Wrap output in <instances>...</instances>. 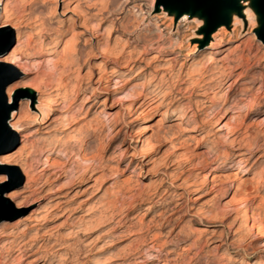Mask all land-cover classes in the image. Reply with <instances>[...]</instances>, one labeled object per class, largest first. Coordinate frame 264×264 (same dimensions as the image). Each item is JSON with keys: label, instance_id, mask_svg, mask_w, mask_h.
Instances as JSON below:
<instances>
[{"label": "rangeland", "instance_id": "374dc122", "mask_svg": "<svg viewBox=\"0 0 264 264\" xmlns=\"http://www.w3.org/2000/svg\"><path fill=\"white\" fill-rule=\"evenodd\" d=\"M42 1L9 0L13 17L17 16L23 25L28 23L20 32L29 43L24 57L36 60L33 67H29L30 75L26 78L41 92L34 100L39 97L46 100L59 79L63 83L68 81V88L75 84L71 81L75 78L71 74L74 67L63 73L53 71L46 56L60 34L63 42L71 39V34L62 32L66 26L64 21L70 16L65 13L66 8L59 0ZM76 4L89 18L88 32L78 38L79 47L82 49L85 39L90 37L92 23L100 21L103 27H114L113 40L116 37L117 52L125 51L126 56V51L135 47L133 58L138 60L130 71L129 68L124 69L128 74L119 78L118 82L123 83L128 77L134 79L133 82L142 80L149 87L148 91H153V85L162 77L164 83L159 95L163 96L156 104L157 109L132 121L129 128L113 140L114 133L108 131V123L114 121L117 113H121L125 122L134 116L125 114L121 106L114 104L120 92L103 90L106 86L109 89L113 87L109 82L114 67L112 59L104 60L95 48L88 47L80 52V58L87 60L83 75L94 63L102 61L110 73L102 84L95 83L97 75L90 80L82 79L78 101L92 91L98 97L96 105L105 101L104 118H100L102 126L99 124L105 129L94 134L87 130L79 134L55 130L43 134L45 130L41 129L40 122L35 123V119L37 114L40 116L41 111L46 110L47 105L40 106V110L35 109L33 100L27 102L26 92H13L8 103L7 90L13 85H21L24 80L19 74H12L11 67L0 65V91L5 101L0 108V158L7 156L33 166L36 179L34 188L38 187V193L20 194L25 191V178L17 168L6 167L7 171H4V167L0 166V178L5 180L0 184L2 257H8L11 248H18L20 242L33 239L38 234L36 242L30 244L29 251H24L21 257L14 254L13 257L16 256L18 260L9 264L264 263V238H258L256 231L264 234V40L260 37L261 34L264 37V30L262 32V19L253 6V0H239L238 10L233 8L229 20L208 34L205 33L204 16L176 15L173 9L163 5L162 0H73L68 7ZM41 23L44 30L36 32V27ZM220 28H223L224 34L217 39H222L221 45L225 50L218 54L206 52L205 58H199L200 54L191 55L194 48L201 50L208 42H214L213 37ZM15 38V31L0 34V57L14 49ZM62 47L63 43L55 46V49L61 51ZM140 52L143 55L139 57ZM59 57L55 56L54 61ZM197 59L204 62L203 66H199L201 72H198L203 77L194 76V83H191L186 72ZM207 59H212L210 67ZM205 66L209 72H203ZM220 66L224 67V76L216 79V90L206 91V83L213 75L211 73ZM233 81H236L233 89L226 92ZM261 82L262 87L258 89ZM243 89L246 92H242ZM202 91H206L205 94L202 95ZM257 91L260 99L253 103V95ZM147 97L152 98V94ZM240 106L242 110L235 124L238 127L223 133L221 123L233 122L229 117L233 109ZM97 109L98 106L94 107L80 125L92 122ZM183 113L188 120L183 125H177ZM247 113L249 116L246 117ZM64 114L54 113L50 121H54L53 125L56 126ZM194 114L197 120L189 124L190 116ZM213 114L215 116L212 117ZM83 115L75 114L74 117L79 120ZM148 115H151V119L145 122ZM199 120L209 124L196 134L207 135L209 139L207 144L200 147V151L206 152L209 146H212V151L201 159H193L188 154V162L178 163L172 155L170 140L175 144L185 141L187 129L198 124ZM11 122L22 123L18 134L9 127ZM144 127L150 128L151 132L160 130V136L167 139L166 143L163 140L160 143L152 142L157 147L152 156L153 162L149 164L137 162L131 156L147 147L135 142L136 133L151 134L143 132ZM35 130L38 133L31 134ZM26 131H29L26 144L31 152L34 151L31 156L18 154L23 145L19 143V136ZM232 139L240 146L229 145L228 141ZM194 147L193 142L188 143L189 150ZM41 150H46V156L56 157L60 167L65 169L63 178L53 182L55 177H52L45 182L39 177L37 173L41 164L37 163L38 157L33 158L32 155H39ZM165 154L168 156L165 157ZM214 158L218 161L208 166ZM133 161L132 167L127 169V165ZM240 161L244 167L252 170L249 175L243 176L238 172L237 164ZM32 162L36 163L33 165ZM220 167L223 170H219ZM123 170L126 171L122 174ZM138 171L140 176L136 175ZM260 176L263 180L257 192H254L253 187ZM94 179L96 182H93ZM211 179L217 188L193 205L191 199L196 193H189L187 185L191 182L197 186L204 185L203 194L210 191L213 185ZM128 180V185L123 183ZM240 181L245 182L247 192L233 196L234 185ZM56 187L62 192L54 200L47 192ZM178 187H183L185 193L180 199L179 208L174 209L177 203L175 195L182 192ZM5 194L16 197L8 200L4 198ZM86 198H91L87 205L92 212L89 214V224L84 226L79 219L85 215V206L79 207V203ZM59 202L64 205L61 204L55 218L48 217L45 210ZM16 205L21 208L16 209ZM199 212H204V216H200ZM121 217L123 219L117 225L115 222ZM252 218L256 219L253 229ZM62 222L65 224L60 226ZM117 232H121L120 235L112 238ZM212 245L220 246V251L210 252ZM35 251L38 253L34 254Z\"/></svg>", "mask_w": 264, "mask_h": 264}, {"label": "bare ground", "instance_id": "6f19581e", "mask_svg": "<svg viewBox=\"0 0 264 264\" xmlns=\"http://www.w3.org/2000/svg\"><path fill=\"white\" fill-rule=\"evenodd\" d=\"M238 1L239 0H234L237 9H238V6H237ZM44 2H45V0L42 1V3H44ZM59 3L63 4V7L66 8L65 13L69 14V16H70L68 18L65 17L66 19H65L64 22H65L66 26L64 27L62 32L71 34V39L68 38L69 40L67 39L68 40L67 42H63L61 40L62 34H60L55 39L54 47L49 51V53L46 56L48 58L47 61L51 63V69L53 71H58L59 70L60 72L63 73L66 70L70 71V69L72 67H74L71 74H74L75 78L72 79L71 81H74L75 84H72L73 86L71 88L70 87L68 88L66 86L68 81H66V83H63L61 81V79H59V80L57 79L58 81H56L57 83L55 85V88H52V91L49 92L50 94L48 95V98L46 100H44L43 97L41 98L39 96H38L39 98L34 100V97H37V95H40L41 92H39L38 89L34 88L32 86V83L28 82L26 80V78H27V76L30 75V73L28 72L29 69H30L29 67L32 68L33 67L32 65L35 64L36 60H29V59L24 57L25 56L24 55V51H25L26 48H28L29 43L26 42L28 39L27 40L24 39L22 37V32H20L21 28H23L26 25H28V23L27 24L25 23V25H23L16 18L17 16L13 17V12L14 11L12 12L11 9H10L9 0H1L0 1V6H1V8H0V19H3V21L0 22V34H10V33H12V31L16 32V38H15L16 44L14 45V49L9 54H7L6 56L0 57V65H7V66L11 67V72H12V69H13L12 74H17V75L19 74V77L24 80V82L21 85H13L12 87H10L7 90V94H8L7 96H8V101H9L8 103H10V101H11V96H12L13 92H16V93L26 92L27 93V102H29L30 100H33L34 101L33 107L35 109L40 110L41 109L40 106L47 105L46 110L41 111V115L40 116L37 114V117L35 119V123L37 121L40 122V124L42 126L41 129L45 130V131H43L44 132L43 134H49L50 132H52L54 130L58 131V132H68V134H79L82 130H87L88 132H90V134L101 132L102 130L105 129V128L101 127L102 123L100 122V120H101L100 118L103 117V113H104L103 112V107H104V102L105 101H103L101 103H98L96 105V99L98 97H97V94L94 93L93 91H92V93L90 95L84 96V98L80 102L78 101L79 91H80V88H81V84L83 83L82 79L85 78L86 80H90V78L92 76L97 75L95 83L96 84H102L103 81L106 79L108 73H110L108 71V68L106 67L105 62L102 61V62L94 63L90 67V70L86 74L83 75L84 67H85V65L87 63V60H84V59L80 58V52H84L85 49L88 48V47H90V49L91 48H95V50H97L98 54L102 58H104V60H107L109 58L112 59V61H113L112 64L114 66L112 68V70H111L112 76L109 79V82H110L111 86H113V87L111 89H109L110 87L106 86L105 89H103V90H105L106 92H108L109 90H117L118 92H120L119 96L116 97V101L114 102V104L121 106L120 108H122V110L125 112V114H127L129 116H134L129 122H125V119L122 117L121 113H117L115 115V118L113 117L114 121H111V122L108 123V125H107L108 126V131H111V132L114 133V135L112 136V139L116 140L117 136L124 129H128L129 128V126H130L129 124L132 121L137 120V118L143 116L144 114H149V112H151L152 110L157 109L156 104L161 100L160 98H162V96H163V94H162V96L159 95L160 94V90H161V88L163 86V83H164L163 80H162V77L159 78L158 83L155 82V84L153 85V88H154L153 91H148L149 87H147V85H146V83L144 81L136 80L135 82H133L134 79H132L130 77H128L125 82L119 83L118 79L121 78L122 76H125L126 74H128V72H125L124 69L129 68L128 70L130 71L138 63V60L133 58L134 53L136 52L135 51V47L132 48V50L128 49L129 51H126L128 53V55H126V56H125V51L118 53L117 49H116V46L118 44L117 41H115L116 37L113 40V36L115 35V32H116L114 27L106 28V27H103V25H102V23L100 21H96V22L91 24L90 37L88 39H85L84 44L82 46L83 48L81 49L79 47L78 38L80 36H83L85 32H88V28H89L88 27L89 26L88 25V20H89V18L87 16V14H85L80 9L78 4L74 5L73 7H68V6H71V4L73 3V0H59ZM173 10L175 11L176 15H182V14H188V15L195 14V15H197V14H201V10L200 9L192 10L190 8L188 11L183 12L181 14L177 10V8H173ZM232 11H233V8H230V7H227V6L222 8L220 14H221V16H223L225 18V22H227L229 20V17H230V14H231ZM18 18H21V17H18ZM38 25L39 26L36 27L37 31L36 30L35 31L41 33L44 30V28L42 27L43 23L38 24ZM101 29H102V32H100ZM220 34H224L223 28H220L219 32L213 37L214 40H215L214 42H212V43L208 42L203 47V49H201V50L199 48H197V49L194 48L192 50V52H191V55L200 54L199 58H205V53L206 52L208 54L209 53L218 54L221 50H225L226 48H223L222 45H221L222 44V39L221 38L217 39V37ZM137 40H140V39L137 38ZM94 42H95V46H94ZM62 43H63V47H62L61 51H57L55 49V46H58V45H60ZM34 45H36V42L34 43ZM159 52L160 51H158V53ZM38 54H40L39 50H38ZM84 54H85V56H87L86 53H84ZM57 55H60V57H59L58 60L54 61V57L57 56ZM142 55H143V53L140 52L139 53V57L142 56ZM86 58L88 59V57H86ZM23 59H25V60H23ZM207 60L209 61L207 65H209V67H210V65L213 63L212 59H207ZM203 64H204V62H203L202 59H197L194 63H192V65L190 64L191 66H189V68H188V70L186 72V77H187L188 80L191 81V83H194V81H193L194 80L193 79L194 76H198V75H199V77L202 76V74H199L198 72H201V70L199 69V66L201 67V66H203ZM206 70H207V66H205V69H203V72H206ZM211 70H213V67L211 68ZM214 70H215L214 73L210 72L213 75H211L209 77V79H208V81L206 83V84H208V88L206 90L208 92L212 91V90H216L217 87L214 86V83L216 82V79H218V76L219 77H223L224 76V73H223L224 67L223 66H220V67H218V68H216ZM220 70H222V71H220ZM184 76H185V74H184ZM149 78H151V77H149ZM153 79H154V77H153ZM178 79H180V78H178ZM51 82H53V81H51ZM132 82H133V84H132ZM149 82H150V79H149ZM235 82L236 81H233L227 87L228 90L226 92H228L229 90L233 89V86H234ZM256 83H258V82H255V84ZM48 85L50 86V84H48ZM261 87H262V82H261L260 86L258 87V89L261 88ZM140 88H142V89L139 91L138 89H140ZM62 90H63V92H62ZM188 90H185V91H188ZM206 91H202L203 93H201V94L202 95L205 94ZM242 92H246V90H244ZM258 92L259 91H257L253 95V101H254L253 103H256L260 99V94ZM150 94H152V98L148 99L147 96L150 95ZM158 96H159V98H158ZM195 96H198V95H195ZM196 102H197V100H196ZM97 106H98V109L95 110L94 114H93V116H94L93 117V121L89 122V123H85L84 122L85 124L80 125V123L86 118V116H88L90 111H92V109L94 107H97ZM241 110H242L241 106L240 107H236L235 109H233V111L231 113L232 115L229 117L230 120H232L233 122L226 121V122L221 123L220 129L222 130L223 133H225L227 131H230L233 128L235 129L236 127H238L235 124H236V119L238 118V114H240ZM54 113H65L64 115H62L60 123L57 124L56 126L53 125L54 121H50V119H51V117L53 116ZM83 113H84V115H83ZM75 114L78 115V116L82 114L83 117L80 118L79 120L77 119V117L75 119V117H74ZM213 116H215V114H213L212 117ZM247 116H249L248 113L246 114V117ZM27 117H28V115H27ZM190 117H191V121L189 122V124H192V123H194L197 120V115H195V114L190 116ZM150 119H151V115H148L146 120H145V122H148ZM23 120H25V119H23ZM185 120H188V118L186 116H184V113H183L181 115L180 122H178L177 125H183L184 123L187 122V121L185 122ZM118 121H120V122L118 123ZM21 124L22 123H20V122H14V123L11 122L9 124V127L15 133L18 134L19 133L18 132V128L20 127ZM99 124H101V126H99ZM208 125H209L208 123H206V122H204L202 120H199L198 124H195V125H193V127L191 126L190 128L187 129L188 133H187L185 141H183V142H181L179 144H175V143H173L172 140H170V142H171L170 143V148H171L172 155L176 158L178 163L188 162V157H189L188 154H191L193 159H201V158L204 157V154H209L212 151V146H209L208 150L206 152L200 151V147L202 145H204V144H207L209 142V139H208L207 135H205V136H202V135L196 136V134L198 132L203 130ZM39 130H40V128H39ZM142 131L143 132H151V129L148 128V127H144V129ZM28 132L29 131H26V133H22L19 136V143L23 144L22 148H21V151L18 152L19 155H22L24 153L30 155L32 152H34V151L31 152V148L28 147V144H26V140L28 138ZM166 132L164 134H166ZM35 133H38V130L33 131L31 134H35ZM137 134L138 133H136L135 142L140 143V145L142 147L146 146V145H147V147H146V149L138 150V151H136V153H133V155H131L132 159L133 160H137V162H140V163L145 162V164H147V163L149 164V163L153 162V157L152 156L155 153L156 147H157L156 145L152 144V142L154 141L156 143H160L163 140L166 143L167 139L165 137H161L160 136V130L151 132L150 135H147L146 133H143V134L139 133L138 135ZM189 142H193L195 144V147L193 149H191V150H189V148H188V143ZM228 142H229V145L237 144L238 146H240V143H236L235 139H232L231 141H228ZM211 144H213V143H211ZM185 148H187V149H185ZM238 148L239 147H237V149ZM45 152H46V150H41L38 153L39 155H36L35 153H33L34 155H32L33 158L34 157H38L37 163L41 164V168L38 169V173L37 174L39 175V177L41 179H45V182H47L52 177H55L53 182H55L57 180H60L64 176L63 174L65 173V169L61 168L62 166L60 167L56 157H54V156L53 157L46 156V155H44ZM225 154L226 153H223L222 155H225ZM165 155H166L165 157L168 156L167 154H165ZM144 159H146V161ZM217 161H218V159H216V158L212 159V161L208 164V166H211V164H214ZM33 163H36V162H32V164ZM133 163H134V161L131 164H128L127 165V169H130L132 167ZM0 166L4 167L2 169L4 171L5 170L7 171L6 167H8V168H17L20 171L21 176H23L25 178V186H24L25 191L21 192L20 194H24V193H27V192L38 193V187L34 188L36 179L34 178V168H33V166L27 165V163L25 164V163H22V162L14 161V160L11 159V157H7V156L0 158ZM35 167H36V165H35ZM237 168L239 170L238 172L240 174H242L243 176L249 175L251 173V171H252V170H250V168L244 167L242 165L241 161L238 162ZM219 170H223V167H220ZM125 171L126 170H123L122 174L125 173ZM139 173H140V171H138L136 173V175L140 176V175H138ZM262 178L263 177L260 176V179H258V181L256 182L255 186L253 187L254 192H257V190L259 189L260 183L263 180ZM95 180L96 179H94L93 182H96ZM4 182H5L4 178H0V184H3ZM129 182L130 181L128 180V181H125L123 183L128 185ZM210 182L213 184L211 189H210V191H207V192H205L203 194L201 192L203 191L202 189H203L204 185L197 186L193 182H191V183H189L187 185V189H188L189 193H196L191 199V202H192L193 205H196L197 203H199L202 200V198H204L205 196H208L211 192H213L217 188V185L214 183L213 179H211ZM220 182H222V181H220ZM45 185H47V184H45ZM178 190H181L182 192L179 193V194H176V195L174 194L175 197H177L176 198V202L177 203L175 204V208L174 209L179 208V206L181 204L180 203V199L182 198V195L185 193V190H184L183 187H178ZM61 192L62 191L60 189H57V187H56V188L50 189L47 192V194L50 195V196H53V199L55 200V199H57L59 197ZM243 192H247V187L245 185V182L240 181L238 184L234 185L233 196H236L237 194H240V193H243ZM254 195H255V193H254ZM13 197H16V196L13 195V194H5L4 195V198L8 199V200H11ZM253 197L254 196H252V198ZM254 198H256V196ZM90 199L91 198H86L81 203H79V207L80 206H85V209H84V212H85L84 214L85 215H82L84 217L79 219V223L83 224L84 226L89 224L88 223V218H89V214H90L91 209H90L89 205H87V204H88ZM61 204L62 203H60V204L57 203L56 205H54L52 207H49L50 209L48 208L47 210H45L46 215L48 217L50 216V217H54L55 218L57 213L60 211V206L64 205V204H62V205ZM20 208H21L20 205H16V209L19 210ZM69 210H71V209H69ZM199 215L200 216H204V212H201V213L199 212ZM92 217L94 218V216H92ZM243 218H244L243 220L245 221L246 220V215L243 216ZM122 219H123V217H121L120 220L116 221L115 223L117 225H119L121 223ZM36 220H37L36 222H39V219H36ZM255 221H256V219L252 218V225H251L252 229H253ZM62 223H61L60 226L65 224V222H62ZM121 226L122 225H120L118 227L120 228ZM256 231H257V237L258 238H260V239L264 238V234H263L262 231H260V230H256ZM120 233L121 232L115 233L112 236V238H117L120 235ZM37 235L35 237H33V239L31 238V239H29L26 242L25 241L24 242H20L18 244V248H16V249L12 250V248H11L10 251H12V252L10 253V255L8 257H5V256L2 257V254H1V251H0V264L12 263L16 259L15 258L16 256H20L24 251H29L30 244L33 243V242H36ZM39 250H41V249H39ZM218 251H220V246L212 245V247L210 249V252L215 253V252H218ZM37 253H38V251H35L34 254H37ZM14 254H17V255L15 257H13ZM224 254L228 255V252H225ZM108 259H110V258H108ZM16 260H18V259H16ZM111 262H114V261L111 260ZM249 263L250 264H264V263H262L260 261H252V262H249ZM110 264H113V263H110ZM245 264H247V262Z\"/></svg>", "mask_w": 264, "mask_h": 264}, {"label": "water", "instance_id": "95a60500", "mask_svg": "<svg viewBox=\"0 0 264 264\" xmlns=\"http://www.w3.org/2000/svg\"><path fill=\"white\" fill-rule=\"evenodd\" d=\"M162 2L164 6H168L170 9L177 8L180 14L188 11L190 8L192 10L200 9V15L206 18V34L212 32L216 26L225 24V18L220 14L223 7L227 6L237 9L234 0H216V2L219 4V7L212 13H209L207 10L196 6L200 2V0H162ZM253 6L256 9L257 13L260 14L261 19L264 20V0H254ZM263 30L264 25H262V32ZM260 37L264 40L263 34H261ZM4 104L5 101L2 97V92L0 91V108L4 106Z\"/></svg>", "mask_w": 264, "mask_h": 264}, {"label": "snow or ice", "instance_id": "6c2138e0", "mask_svg": "<svg viewBox=\"0 0 264 264\" xmlns=\"http://www.w3.org/2000/svg\"><path fill=\"white\" fill-rule=\"evenodd\" d=\"M196 6L207 10L209 13H212L218 9L219 4L216 2V0H200ZM261 23L264 25V20H262Z\"/></svg>", "mask_w": 264, "mask_h": 264}]
</instances>
